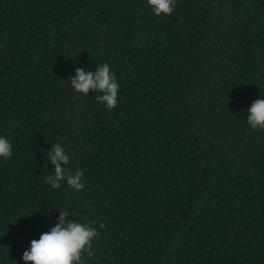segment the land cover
<instances>
[{"label": "trees", "instance_id": "1", "mask_svg": "<svg viewBox=\"0 0 264 264\" xmlns=\"http://www.w3.org/2000/svg\"><path fill=\"white\" fill-rule=\"evenodd\" d=\"M103 63L111 111L69 78ZM256 99L264 0H176L159 17L147 0H0V264H25L60 210L100 232L85 264H264ZM56 143L83 190L46 182Z\"/></svg>", "mask_w": 264, "mask_h": 264}, {"label": "clouds", "instance_id": "2", "mask_svg": "<svg viewBox=\"0 0 264 264\" xmlns=\"http://www.w3.org/2000/svg\"><path fill=\"white\" fill-rule=\"evenodd\" d=\"M156 16L171 15L175 10L176 0H147ZM70 78L71 86L82 95L90 92L99 93L95 96L98 103L104 104L111 111L118 104L119 84L110 65H98L95 72L77 67ZM247 123L253 130H264V99L254 100L247 108ZM12 156L11 142L0 136V158L9 160ZM47 158L54 165V174L47 176L46 182L53 189L61 186V181L76 191L83 190V171L77 169L73 174L65 166L69 164L70 156L64 147L52 144ZM72 214L67 210H60L57 223L47 232L41 234L39 240L33 239L30 247L23 252L25 264H85L83 256H93L92 242L98 238L100 232L92 224L79 223L68 220ZM94 223V222H93ZM99 228H106L101 222Z\"/></svg>", "mask_w": 264, "mask_h": 264}]
</instances>
